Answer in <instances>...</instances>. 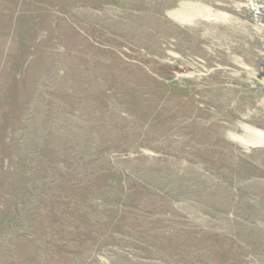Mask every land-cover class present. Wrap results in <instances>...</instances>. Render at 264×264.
<instances>
[{
	"label": "rangeland",
	"instance_id": "1",
	"mask_svg": "<svg viewBox=\"0 0 264 264\" xmlns=\"http://www.w3.org/2000/svg\"><path fill=\"white\" fill-rule=\"evenodd\" d=\"M245 126L264 0H0V264H264Z\"/></svg>",
	"mask_w": 264,
	"mask_h": 264
},
{
	"label": "bare ground",
	"instance_id": "2",
	"mask_svg": "<svg viewBox=\"0 0 264 264\" xmlns=\"http://www.w3.org/2000/svg\"><path fill=\"white\" fill-rule=\"evenodd\" d=\"M196 12L202 14L204 17L208 19H212L216 21L226 20L228 18V15L226 13L214 11L210 7L205 6L203 4L191 5V12L189 11L191 16L193 14V17H194V14ZM190 14H185V13L183 14V12L181 11V12L174 13V17L178 18L180 21H187L190 18H193V17H190ZM245 128L247 129L248 133L252 137H250L249 139H246V138H238V139L247 149H250V147L256 143L264 142V131L263 130L258 129L253 126H245Z\"/></svg>",
	"mask_w": 264,
	"mask_h": 264
}]
</instances>
